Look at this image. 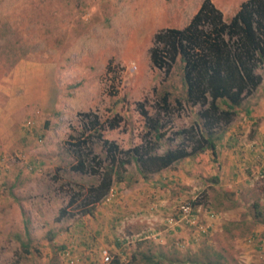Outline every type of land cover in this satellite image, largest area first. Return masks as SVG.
I'll use <instances>...</instances> for the list:
<instances>
[{"label": "rangeland", "instance_id": "374dc122", "mask_svg": "<svg viewBox=\"0 0 264 264\" xmlns=\"http://www.w3.org/2000/svg\"><path fill=\"white\" fill-rule=\"evenodd\" d=\"M202 1L0 0V264H264L254 216L264 211V177L247 169L240 183H216L208 152L147 179L129 164V181L113 184L91 216L66 206L88 180L68 171V126L79 113L117 114L103 137L123 150L140 145L136 104L153 116L156 93L173 101L182 91L178 62L168 73L151 67L153 35L184 28ZM208 1L228 22L246 0ZM257 71L264 87V66ZM194 110L162 119L158 153Z\"/></svg>", "mask_w": 264, "mask_h": 264}, {"label": "trees", "instance_id": "16d2710c", "mask_svg": "<svg viewBox=\"0 0 264 264\" xmlns=\"http://www.w3.org/2000/svg\"><path fill=\"white\" fill-rule=\"evenodd\" d=\"M148 60L152 68L165 73L178 62L182 91L173 101L171 91L156 93L153 116L146 114L141 103L136 104L147 130L140 145L123 150L103 137L121 121L117 114L110 121H101L97 114L79 113L75 124L68 126L63 141V149L72 159L68 171L88 180L84 189L69 196L66 206L74 205L82 216L93 214L113 184L129 181L125 172L129 164L147 179L186 158L206 152L215 156L216 144L261 82L257 70L264 66V0L241 3L228 22L203 0L184 28L153 35ZM183 107L195 109L193 120L173 133L174 145L158 153L164 137L162 119ZM58 215L65 216V210H59ZM254 216L264 223V211L256 210ZM110 264L120 263L114 258Z\"/></svg>", "mask_w": 264, "mask_h": 264}, {"label": "crops", "instance_id": "0c3cea01", "mask_svg": "<svg viewBox=\"0 0 264 264\" xmlns=\"http://www.w3.org/2000/svg\"><path fill=\"white\" fill-rule=\"evenodd\" d=\"M261 85L244 100L243 108L235 115L236 120L216 144L215 156H205L216 166L217 173L219 171L216 183L225 178L230 182L237 179L240 183L244 178L239 177L243 172L248 174L247 169L252 176L264 177V87ZM187 161L192 163L191 158H186L182 165Z\"/></svg>", "mask_w": 264, "mask_h": 264}, {"label": "built area", "instance_id": "2783aa9c", "mask_svg": "<svg viewBox=\"0 0 264 264\" xmlns=\"http://www.w3.org/2000/svg\"><path fill=\"white\" fill-rule=\"evenodd\" d=\"M178 211H179V216L182 219H184L188 223H192L191 216L189 214L190 209H189V206L188 205H181V206H179ZM102 254L104 255V258L103 259L105 261H108V257L105 255V253L103 252Z\"/></svg>", "mask_w": 264, "mask_h": 264}]
</instances>
